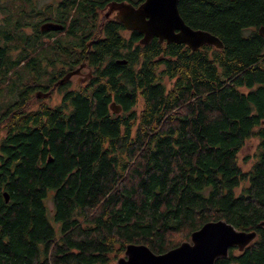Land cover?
<instances>
[{"label": "trees", "instance_id": "1", "mask_svg": "<svg viewBox=\"0 0 264 264\" xmlns=\"http://www.w3.org/2000/svg\"><path fill=\"white\" fill-rule=\"evenodd\" d=\"M178 10L223 48L143 46L116 24L87 56L97 74L64 92L63 110L0 106V264H115L129 244L160 255L209 222L255 231L264 221V0H179ZM68 35L70 48L86 32ZM8 49L0 43V82ZM236 261L264 264V234Z\"/></svg>", "mask_w": 264, "mask_h": 264}, {"label": "flooded vegetation", "instance_id": "2", "mask_svg": "<svg viewBox=\"0 0 264 264\" xmlns=\"http://www.w3.org/2000/svg\"><path fill=\"white\" fill-rule=\"evenodd\" d=\"M144 1L53 0L45 5L42 10H38V0H0L2 12H8L10 10L8 7L11 6L13 13L19 17V21L29 28L28 55L24 56L22 62L16 66L14 64L15 61H13L11 70L16 69V67H27L30 74L33 75V87L22 91L23 95L18 103L14 106H8L6 111H12V115H14L16 111L38 114L55 108L63 110V89L72 91L86 86L97 74V68L89 65L87 56L94 51L97 43L102 40L106 28L109 29L110 26L117 24L120 26L121 36L126 38L124 36V33H126L128 39L134 33H137L129 31L122 24L117 23L116 5L121 4L122 7L131 5L136 9ZM24 19H27V21H24ZM47 25L53 26V28L45 30L44 27ZM77 30L86 32V35L82 37L79 44L70 43V48H68V32ZM141 38L142 36L139 35L136 44H139ZM67 59L69 60L67 61ZM107 62L108 58L103 62V66ZM4 69L6 70L7 68L4 67ZM11 70L7 73H11ZM43 73H45V79L41 77ZM69 73L75 74L64 85L59 84ZM47 94L49 95L46 96ZM57 95H61L59 103L52 104V98ZM237 231L253 232L254 230ZM254 232L256 233V238L245 246L243 250H240L238 246L228 248L225 258L231 256V259L227 264H238L236 259L256 239H259L262 233L264 234V221L258 224L257 230Z\"/></svg>", "mask_w": 264, "mask_h": 264}, {"label": "water", "instance_id": "3", "mask_svg": "<svg viewBox=\"0 0 264 264\" xmlns=\"http://www.w3.org/2000/svg\"><path fill=\"white\" fill-rule=\"evenodd\" d=\"M179 0H145L138 8L128 5H116L120 15L116 17L117 23L127 30L135 31L141 35L140 45H147L156 38L159 43L185 45L189 50L195 51L204 45L222 49V42L214 35L194 30L187 26L178 10ZM47 25L45 30L52 29ZM258 34L264 39V27L258 29ZM126 64L125 60L117 61ZM75 73L67 74L59 84H65ZM47 94L46 96H48ZM109 109L118 115L122 109L112 102ZM49 161H52L49 158ZM4 202L8 203L7 193L2 194ZM256 233L239 232L223 220L204 224L199 230L190 235L189 241L182 242L176 248L164 253L154 254L146 245L129 244L125 247L124 255L115 264H215V260L225 258L228 248L238 246L243 250Z\"/></svg>", "mask_w": 264, "mask_h": 264}, {"label": "rangeland", "instance_id": "4", "mask_svg": "<svg viewBox=\"0 0 264 264\" xmlns=\"http://www.w3.org/2000/svg\"><path fill=\"white\" fill-rule=\"evenodd\" d=\"M52 1L53 0H38V10H42L45 5L51 3ZM8 9H10L8 12H2L3 10L0 9V29H2L0 30V36L4 38V35L8 34V38L10 39H2L0 43L3 44L5 42L7 47L10 49H8V59L10 61H17L19 58L28 55V40L25 39H28L29 37V28L19 21V17L13 13L11 6H9ZM117 14L119 15V11H117ZM24 21H27V19H24ZM15 32H17L18 35L13 34ZM124 36L126 37L125 39H128V35L126 33H124ZM68 60L69 59H67V61ZM9 75V79H2L3 81L0 82V106L2 105L4 111H6L8 106H14L18 103L23 95L22 91L33 87V75L30 74L27 67H16V69L12 70ZM44 76L45 73L41 75L43 79L46 78ZM66 90L63 89V94ZM60 99L61 95L54 96L51 103H59ZM256 145L257 142L255 140L248 141L239 154L238 163L244 171H247L254 162L252 155L256 150ZM46 205L48 208H52V204L49 200L46 202Z\"/></svg>", "mask_w": 264, "mask_h": 264}, {"label": "bare ground", "instance_id": "5", "mask_svg": "<svg viewBox=\"0 0 264 264\" xmlns=\"http://www.w3.org/2000/svg\"><path fill=\"white\" fill-rule=\"evenodd\" d=\"M123 7H126V6H123ZM123 7H122V8H123ZM116 10L120 12V9L117 8V7H116ZM119 15H120V13H119ZM119 15H118V16H119ZM120 16H121V15H120Z\"/></svg>", "mask_w": 264, "mask_h": 264}]
</instances>
